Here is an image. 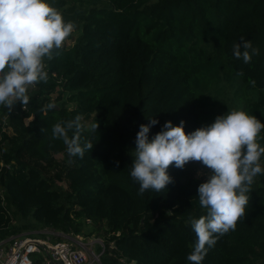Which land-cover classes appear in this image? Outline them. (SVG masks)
Instances as JSON below:
<instances>
[{
  "label": "trees",
  "instance_id": "trees-1",
  "mask_svg": "<svg viewBox=\"0 0 264 264\" xmlns=\"http://www.w3.org/2000/svg\"><path fill=\"white\" fill-rule=\"evenodd\" d=\"M50 2L78 36L45 57L48 80L29 86L26 105H0V241L97 232L101 264H194L190 221L206 214L196 195L208 169L170 165L165 190L140 192L130 176L136 134L152 117L150 138L167 120H184L187 133L233 108L264 122V0ZM242 37L259 50L248 63L233 55ZM77 114L81 143L93 144L83 158L52 136V125ZM202 264H264V174Z\"/></svg>",
  "mask_w": 264,
  "mask_h": 264
},
{
  "label": "clouds",
  "instance_id": "clouds-1",
  "mask_svg": "<svg viewBox=\"0 0 264 264\" xmlns=\"http://www.w3.org/2000/svg\"><path fill=\"white\" fill-rule=\"evenodd\" d=\"M75 28V21L65 19L50 0H0V105L11 108L14 101L29 102L28 87L48 80L45 57L51 59L53 50L61 49ZM258 51L243 37L233 46V55L245 63ZM81 120L77 114L57 121L52 136L63 140L69 156L83 158L93 144L81 143ZM157 123L152 117L139 125L130 176L140 192H160L173 180L167 171L170 165L183 168L187 162L199 161L208 169L196 195L206 214L190 221L197 238L186 257L202 264L219 236L235 230L245 216L250 187L257 175L264 174V144L259 142L264 139V122L243 108H233L187 133L184 120L179 124L167 120L150 138V128ZM93 127L97 129V123Z\"/></svg>",
  "mask_w": 264,
  "mask_h": 264
},
{
  "label": "built area",
  "instance_id": "built-area-1",
  "mask_svg": "<svg viewBox=\"0 0 264 264\" xmlns=\"http://www.w3.org/2000/svg\"><path fill=\"white\" fill-rule=\"evenodd\" d=\"M49 236L23 233L0 241V264H33L35 254L43 264H101L104 251L102 239L83 242L82 236H70L68 240L51 241ZM97 243L99 252L94 251Z\"/></svg>",
  "mask_w": 264,
  "mask_h": 264
},
{
  "label": "rangeland",
  "instance_id": "rangeland-1",
  "mask_svg": "<svg viewBox=\"0 0 264 264\" xmlns=\"http://www.w3.org/2000/svg\"><path fill=\"white\" fill-rule=\"evenodd\" d=\"M72 36H73V39L72 40H65V42H64V44H66L67 46H70V45H72V43H73V40H74V38H76L77 36H78V31H73L72 32ZM29 88V87H28ZM52 100H54L53 98H52ZM84 124H85V127H90V125H91V118H85L84 120ZM57 157H62L61 155H58ZM196 164H198V161H194ZM197 169L199 170V171H202V168H201V166H197ZM92 231V228L91 227H89V231ZM40 232V231H39ZM38 232V233H39ZM44 234H45V236H48V235H52V237L51 238H49L52 242L54 241V239H55V237L57 238V235H59V236H65V235H63V234H61V233H57V232H53V231H51V230H44V231H42ZM32 235H34V236H39V234H37L36 232H33V233H31ZM82 236V235H81ZM100 238V239H102L101 237V234H98L97 232H93V233H91V234H89L88 236H82V238H83V242H85V243H88V242H94L95 241V238ZM61 238V237H60ZM59 237H58V239H60ZM103 240V239H102ZM55 241H57L56 239H55ZM95 246H94V251L95 252H99V249H98V246H97V243H95L94 244ZM32 258H34V256H32Z\"/></svg>",
  "mask_w": 264,
  "mask_h": 264
},
{
  "label": "crops",
  "instance_id": "crops-1",
  "mask_svg": "<svg viewBox=\"0 0 264 264\" xmlns=\"http://www.w3.org/2000/svg\"><path fill=\"white\" fill-rule=\"evenodd\" d=\"M58 233H59V232H58ZM58 237H59V238L61 237V238H60V239H58V240H68V239H69V237H68V236H62V235H61V236H59V235H57V238H58Z\"/></svg>",
  "mask_w": 264,
  "mask_h": 264
},
{
  "label": "water",
  "instance_id": "water-1",
  "mask_svg": "<svg viewBox=\"0 0 264 264\" xmlns=\"http://www.w3.org/2000/svg\"><path fill=\"white\" fill-rule=\"evenodd\" d=\"M55 108H57V107H55ZM56 264H62L61 262H57Z\"/></svg>",
  "mask_w": 264,
  "mask_h": 264
}]
</instances>
